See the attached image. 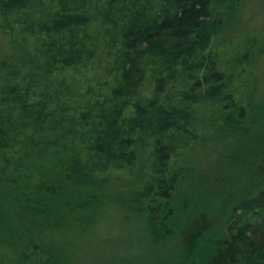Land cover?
<instances>
[{
    "label": "trees",
    "instance_id": "obj_1",
    "mask_svg": "<svg viewBox=\"0 0 264 264\" xmlns=\"http://www.w3.org/2000/svg\"><path fill=\"white\" fill-rule=\"evenodd\" d=\"M239 9L238 0H0V264L57 255L83 264L47 245L39 216L53 213L65 223L56 232L75 234L84 208H99L120 177L133 182L121 209L146 213L150 234L165 241L198 224L182 211L191 197L181 174L195 149L226 127L241 136L261 108L249 102L247 54L257 39L264 55V36L225 32ZM212 239L200 237L191 253L205 246L203 256L181 264H264V184Z\"/></svg>",
    "mask_w": 264,
    "mask_h": 264
},
{
    "label": "rangeland",
    "instance_id": "obj_2",
    "mask_svg": "<svg viewBox=\"0 0 264 264\" xmlns=\"http://www.w3.org/2000/svg\"><path fill=\"white\" fill-rule=\"evenodd\" d=\"M238 4L240 9L228 17L229 23L232 20L233 23H225V32L239 40L241 35L245 39L264 36V0H238ZM252 43L250 54L247 55L253 54L251 68L255 72L248 79L250 84L254 81L249 102L253 106L257 101L260 103L261 108H256L253 113V118H256H250V122L241 129L245 132L241 136L233 135L237 134L236 130H226V127L219 134L222 136L218 139L220 141L207 142L205 146L202 144L195 149L191 171L186 169L180 177L183 192L188 186V195L196 197L194 202L187 197L182 205L184 214L197 220L195 222L198 224H194L196 228L191 225L185 227V230H172L169 239L165 241L162 240L161 230L157 234L156 231L150 234L147 226L150 219L146 213L142 215L138 211L121 209L120 203L128 198L127 191L133 182L129 178L120 177L111 179L109 190L112 191L109 195L105 192L106 197L98 200L101 202L99 208L95 209L94 203L84 208L88 211L85 216L79 217L82 227L75 234L62 232V236V233L56 231L63 219L60 220L53 213L41 214L40 221L49 224L44 236L48 238L47 245L60 250L65 248L64 254L76 256L83 264H181L182 259L190 260L191 255L196 253L199 257L203 256V241L207 244L212 238L223 235L237 205L253 196L264 184V55L259 54L258 40ZM259 111H262V115ZM111 181L108 180L109 183ZM84 210L78 209V213L85 214ZM20 219L18 217L15 223ZM200 237L204 240L199 241ZM71 239L77 241L73 247L66 241ZM197 241L202 242L200 245L203 247L191 253ZM213 243L210 241L209 244ZM62 262L57 255L54 263Z\"/></svg>",
    "mask_w": 264,
    "mask_h": 264
}]
</instances>
